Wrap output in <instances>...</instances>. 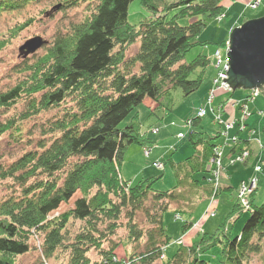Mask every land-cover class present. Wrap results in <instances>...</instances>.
<instances>
[{
    "label": "trees",
    "instance_id": "1",
    "mask_svg": "<svg viewBox=\"0 0 264 264\" xmlns=\"http://www.w3.org/2000/svg\"><path fill=\"white\" fill-rule=\"evenodd\" d=\"M33 1L0 0V16L24 10ZM135 1L140 2L147 18L132 26L129 15ZM80 3L94 4L85 20L71 24L43 55L23 58L14 68L17 83L0 92V114L12 112L0 123V141L7 135L21 139L26 123L72 104L64 108L62 117L42 128L35 150L11 164L0 165V183L20 189L19 194L0 201V264H17L33 251L32 242L38 236L43 237L42 264H155L158 260L163 264H211L202 259V253L212 248L220 250L219 264H243L249 255L263 252L264 202L256 205L255 193L247 201L249 211L236 202L213 235L205 232L198 243L188 248L182 245L167 257L171 238L164 216L181 194L179 189L201 186L205 181L214 197L237 190L224 167L219 169L218 184L212 179L218 143L213 145L214 138L206 133L190 131L188 140L195 150L192 157L178 164L168 160L176 179V186L169 191L153 190L160 178L131 185L123 176L127 148L132 144L152 147L154 142L134 124L125 128L121 124L149 99L160 101L179 89L186 100L199 91L211 60L204 55L190 63L185 59L205 45L199 37L207 24L202 19L190 25L180 22L220 18L222 0H62L53 11H65ZM31 23L18 26L16 31L25 30ZM138 43L137 53L127 58ZM7 44L0 41V51ZM199 70L202 74L192 79ZM251 99L249 95L244 101ZM21 106L23 111H19ZM252 115L249 106L248 118ZM202 120L192 119L193 126L198 127ZM220 135L218 131L216 139ZM240 143L248 141L241 139ZM242 151L232 146L224 158ZM150 199L152 206L148 207ZM140 212H145L153 229L139 226ZM243 212L250 216L241 234L233 235L232 226ZM76 222L82 227L74 232ZM192 226L186 223L182 231ZM122 228L135 249L147 240L145 252L134 254L128 261L117 256L118 244L113 240ZM107 244L112 245L110 249Z\"/></svg>",
    "mask_w": 264,
    "mask_h": 264
},
{
    "label": "rangeland",
    "instance_id": "2",
    "mask_svg": "<svg viewBox=\"0 0 264 264\" xmlns=\"http://www.w3.org/2000/svg\"><path fill=\"white\" fill-rule=\"evenodd\" d=\"M61 1L62 0H36L31 2V4L24 10L5 12L0 16V41H6L8 43L7 47L0 51V92L7 91L17 83L19 77L14 73V68L23 62V58L32 55H23L20 52L21 48L28 41L34 38H42L47 41L48 45L35 54L36 56L43 55L46 52V48L53 43L55 38L59 35L65 34L71 24H78L84 21L86 16L89 15L88 8L92 7L91 5H94H89V3H80L78 7L65 11H53L56 4L58 5ZM251 2L252 0H222V6L224 7V13L222 14L225 15V18L227 17L226 20L222 15L220 18L215 19L209 17H197L185 19L180 22L182 25H190L198 19H202L207 24L206 29L199 37V41L205 45L195 48L186 56L185 59V62L190 63L199 55H204L209 57L211 60V64L203 74V85L197 93L192 95L194 98L193 101L196 99L198 100V105H196V102L188 103L190 98L186 99V101L183 97L182 91L176 89L173 90L170 95L163 97L160 101H155L153 99L147 100L143 105L139 106L135 112L121 124L120 127L125 128L134 124L141 133L147 134L148 137L154 138L157 136V138H154L157 139V143H161L160 138L168 133V131L171 133L181 131L187 137L188 134H190V128L193 130L195 129L193 126L194 123H189V119H193L194 117L200 118L198 115L200 114L199 103H201V100L206 98L207 88H213L216 80L218 79V72L215 68V63H217L218 60H215L216 55L214 54L221 51L225 57L228 48L227 46L225 47L224 44L229 43L234 29L241 28L249 21L264 17L262 10L253 11L251 9ZM226 10H230L231 14L226 13V15ZM146 18V11L141 7L139 1H135L130 8V25H139ZM29 21H32L29 27L19 33L16 31L18 26ZM235 24L238 26L237 28L234 26L235 28L232 30L231 28ZM139 48L140 43L132 47L127 53V58L134 56ZM202 72V70L196 72L192 79L202 74ZM220 95L218 94V97ZM249 95H252L255 99V103H251L250 105L253 115L248 118V128L246 126L241 128L235 125L230 133L238 136L237 138L239 139V144L236 143L234 145V147H237L238 150L241 148V136H245L246 134H249L250 138H248V140L251 139L250 142L258 141V138L261 142H254L255 150L252 155L250 150L246 152L242 151L241 153L239 152L235 156L231 155L229 158H224L225 166L230 165L228 167H231L229 168V172L232 175V184L235 188H237L235 192H221L217 197H214L209 185H207L205 181H202L201 186L193 184V186H185L182 189H179L181 190V194L177 195L178 199L176 202H173L172 210L167 212L164 216L167 234L171 238V245L167 249L168 258L177 252L181 248L180 246L183 245V248H188L193 246L195 243H198L205 232L208 235H213L225 223L236 202L239 201V204L245 212L249 211L250 204L243 203L241 195L245 196L250 191L248 200L256 193V205H260L264 202V96L256 92L243 89L234 93H226V99H224L223 102L217 103V101H215L214 104L216 109L221 111H216V115L221 117L222 124L220 125L214 122L215 116L213 115V111L209 109L207 116L202 118L204 119L203 127L213 136L214 133H217L218 131H220V133L224 132L226 130L225 124H235L242 116L240 108L235 106L236 103L244 101ZM71 105V103L66 104L61 109L55 110L47 115L26 123L23 128L21 139L19 137H12L9 135L3 137L0 141V165L11 164L27 152L35 150L37 148V143L42 137V128L51 120L62 117L64 115V108H69ZM23 110L24 108L21 106L19 111ZM10 116H12V112L5 115L0 114V123H3ZM185 121L188 124H186L187 126L182 127V124ZM180 123L182 124L180 125ZM174 124L180 126L175 127ZM247 129L248 132H246ZM253 137L254 140L252 141ZM218 141L221 142L222 138H214L212 142L216 143ZM175 143L176 144L172 145L171 148L173 146L177 147L178 152L174 153L177 149L173 151L171 148L169 151L174 153L172 157L176 162H179L180 160L185 159L186 156L193 154V148L189 144L190 142L187 138L183 143H181V140L176 141ZM154 146L155 144L152 147H142L138 144L130 145L124 156L123 176L124 179L131 185H136L147 179L160 178L153 184V190L162 192L169 191L176 186V179L173 175L171 166L167 164V158L162 161L165 166L162 164L163 168L161 169L154 168L153 166L156 153L153 154L152 159L150 160L145 158L146 155L144 152L149 150L151 155V153L155 150ZM225 153L226 155L229 153V148L225 151ZM237 157H244L246 159L242 163L234 164V158ZM155 163H159V161ZM257 169L261 170L260 173L257 172ZM10 188L11 187L8 183H0V201L6 200L8 197L14 195V193L19 194L20 189L17 191L16 188ZM245 189L247 190L245 191ZM151 204L152 199H150L146 205L149 207L152 206ZM249 216V213L243 212L239 214L240 219L237 221L235 226H232L231 229L233 235L241 234L243 226ZM137 218L139 226L143 229H153V226L147 222V215L145 212L138 213ZM125 220H123V222H125ZM190 222L195 224L193 228L183 232V226ZM125 224L126 223L122 224V226H125ZM81 227L82 224L80 222H76L74 228L72 227V229L76 232L79 231ZM113 240L118 244L116 254L123 261H128V259H130L134 254L139 256L145 252L147 240L145 239L140 242L139 247L135 249L136 245L128 240V234L125 228L120 229ZM176 241L180 246L175 245ZM41 244H43L42 236L34 238L32 242L33 251L22 259H18L17 264H42L43 258ZM111 246L112 245L107 244L109 249ZM95 255L96 254H94L93 258ZM263 256L264 250L259 254L249 255V257L244 260L243 264H264ZM202 259L210 262L211 264H219L221 260L220 250L212 248L205 251L202 253ZM53 262L49 261L48 264H54ZM155 264L163 263L161 260H158Z\"/></svg>",
    "mask_w": 264,
    "mask_h": 264
},
{
    "label": "water",
    "instance_id": "3",
    "mask_svg": "<svg viewBox=\"0 0 264 264\" xmlns=\"http://www.w3.org/2000/svg\"><path fill=\"white\" fill-rule=\"evenodd\" d=\"M47 41L34 38L20 50L23 55H33ZM227 58L230 69L227 81L233 92L247 90L264 96V17L245 23L234 29L229 41Z\"/></svg>",
    "mask_w": 264,
    "mask_h": 264
},
{
    "label": "built area",
    "instance_id": "4",
    "mask_svg": "<svg viewBox=\"0 0 264 264\" xmlns=\"http://www.w3.org/2000/svg\"><path fill=\"white\" fill-rule=\"evenodd\" d=\"M263 1L264 0H252L250 7L253 9H257V8L263 6V9H264ZM228 51H229V47H228L227 53H228ZM227 53L225 54V57L220 51H218L216 53V59L218 61L215 64V68L218 72V79L216 80L215 85L213 86V88L211 90L210 97L207 101V107L206 106L202 107L200 109V112H199L200 114H198L200 116V118L202 119V118L206 117V115L208 113V109H211L213 111V115L215 116L214 122H216V124H220V125L222 124L221 117L216 115V111H219V112H221V111L217 110L216 107L214 106L215 101H216L215 94L217 91H224L227 93H232V89L229 87L227 81L226 82L223 81L224 79L228 80L227 72L229 70V61L227 58ZM254 102H255V100L251 99V100H248L247 102L242 101V102L236 103V106L240 107V110L242 112L241 118L236 121V123L239 122L241 124L240 125L241 128H243V126H245L244 123L249 116V106L251 103L253 104ZM189 123H192V121ZM234 127H235V124H225L226 130L224 132H221L222 143L218 145V147L216 149L215 159L212 161V163L216 165V169L214 170L213 175H212L213 176L212 179H214L216 184H218V182L220 181L219 169L221 167L225 168V166H224L225 151L230 146L235 145L236 143L239 142V139L237 138L238 136H236V135L233 136L230 133V131ZM190 130H191V128H190ZM184 137L185 136L183 134H180L177 136V139L181 140ZM173 150H174V148H173ZM245 152H243V153H245ZM145 155L147 157H149L150 151L146 150ZM244 157L243 158L242 157L234 158V161H233V162H235L234 164L242 163L243 161H245L246 158H244ZM154 167L161 169V168H163V165L160 163H155ZM260 171H261L260 169H257L258 173H260ZM246 190L247 189H245V191ZM249 194H250V191L245 196L241 195V200H243V203H245V204L248 203L247 201H248Z\"/></svg>",
    "mask_w": 264,
    "mask_h": 264
},
{
    "label": "crops",
    "instance_id": "5",
    "mask_svg": "<svg viewBox=\"0 0 264 264\" xmlns=\"http://www.w3.org/2000/svg\"><path fill=\"white\" fill-rule=\"evenodd\" d=\"M227 12H225V14L227 13V14H231V11L230 10H226ZM223 13H224V11H223ZM226 14V15H227ZM224 16V19L226 20V18H225V15H223ZM234 26H236V24L235 25H233V27L231 28L232 30L235 28ZM238 26V25H237ZM237 26H236V28H237ZM217 53V52H216ZM216 53L214 54V55H216ZM215 60H216V57H215ZM217 61V60H216ZM216 61H213V62H216ZM216 64V63H215ZM211 90H212V87H209V88H207V93H206V98L204 99V100H201V103H199V108L201 107V106H206L207 105V101H208V99H209V96H210V93H211ZM227 93V92H224V91H217L216 92V101H217V103H221V102H223L224 101V99H226L225 98V94ZM218 94L220 95L219 97H218ZM190 98V100H189V102L188 103H192V102H196V105H198L197 103H198V100L196 99L195 101H193V96H191V97H189ZM187 101V100H186ZM258 103V102H257ZM193 104H195V103H193ZM198 109V108H197ZM195 118V117H194ZM193 118V119H194ZM189 120H192V119H189ZM189 120H187V121H189ZM204 120V119H203ZM203 120L201 121V123H200V125L198 126V127H195V129H194V131H196V132H202V133H206L209 137H211V138H216L217 136H218V132L217 133H214V136L213 135H211L210 133H209V131L208 130H206L203 126H204V123H203ZM182 123H180V125H181ZM180 125H176V124H174V126L176 127V126H180ZM186 126V121L182 124V127H185ZM247 128H248V126H247ZM246 132H248V129L246 130ZM246 132H244V133H246ZM159 133H161V132H159ZM180 134H184V133H182L181 131H177V132H175V133H171L170 131H168V133H166L162 138H160L161 139V143H157V139H154V138H157V136H155L154 138H150L153 142H154V144H155V150L151 153V155H150V157L149 158H147L145 155V158L147 159V160H150V159H152V156H153V154L154 153H156L155 154V157H154V161H153V164L155 163V162H157V161H159V163H161V164H163L162 163V161L164 160V159H166L167 158V161L168 160H172L173 162H175L176 164H178V163H182V162H184L186 159H188V158H190V157H192L194 154H195V150H194V148H193V146H192V148H193V154H190V155H188V156H186L185 157V159H183V160H180L179 162H176L175 161V159L172 157V155L174 154V153H176V152H178V148L177 147H175V146H173V147H175L176 149H177V151H175L174 153L171 151H169L170 150V148H171V146L172 145H174V144H176L175 142L176 141H179L178 139H177V136L178 135H180ZM188 136H189V134H188ZM188 136L186 137L187 139H188ZM186 138L185 139H183L184 141L186 140ZM241 138H242V140H244V141H249L248 143H245V144H241L240 145V149H248L249 151H250V153H251V155H252V153H253V151L255 150V145H254V142H261L260 141V139L258 138V141H253L254 140V137L252 138V141L253 142H250L251 141V139L250 140H248V138H250V136H249V134H246L245 136H241ZM184 141H182L181 140V143H183ZM219 142V141H218ZM218 142H216V143H214V142H212V144L214 145V144H217ZM144 149V148H143ZM172 149V148H171ZM203 150V148H200V150ZM203 152V151H202ZM205 154H207V151L205 150ZM254 157V156H253ZM227 158H229V157H227ZM164 165V164H163ZM165 166V165H164ZM228 166H230V165H228ZM227 166V167H228ZM229 168H231V167H228V169H227V173L229 174V175H231L230 174V172H229ZM164 170H165V167H164ZM231 180H232V175H231ZM190 223H192V222H190ZM201 229V228H200ZM189 233V232H188Z\"/></svg>",
    "mask_w": 264,
    "mask_h": 264
},
{
    "label": "bare ground",
    "instance_id": "6",
    "mask_svg": "<svg viewBox=\"0 0 264 264\" xmlns=\"http://www.w3.org/2000/svg\"><path fill=\"white\" fill-rule=\"evenodd\" d=\"M263 5H264V1H263ZM256 8V7H255ZM253 11H256V10H262L264 12V9H263V6L257 8V9H253L251 8ZM220 138V137H219ZM263 147V146H262Z\"/></svg>",
    "mask_w": 264,
    "mask_h": 264
}]
</instances>
